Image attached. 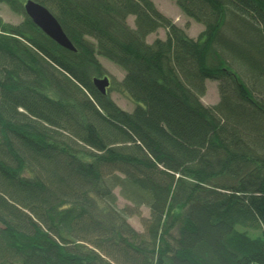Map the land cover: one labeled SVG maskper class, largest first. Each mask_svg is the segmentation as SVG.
Segmentation results:
<instances>
[{
  "label": "trees",
  "instance_id": "obj_1",
  "mask_svg": "<svg viewBox=\"0 0 264 264\" xmlns=\"http://www.w3.org/2000/svg\"><path fill=\"white\" fill-rule=\"evenodd\" d=\"M26 1L0 0L24 17L0 16V264H264V0H175L197 39L153 0H37L75 51ZM101 55L134 110L89 100ZM57 79L58 99L30 96Z\"/></svg>",
  "mask_w": 264,
  "mask_h": 264
},
{
  "label": "rangeland",
  "instance_id": "obj_2",
  "mask_svg": "<svg viewBox=\"0 0 264 264\" xmlns=\"http://www.w3.org/2000/svg\"><path fill=\"white\" fill-rule=\"evenodd\" d=\"M153 2L163 14L170 17L174 23L182 27L189 36L197 39L199 33L204 30L205 26L200 22L195 21L188 14H185L179 7V5L175 2V0H153ZM0 16L3 18V20L13 24L22 23L24 19L22 14L13 12L8 6V4L5 2H0ZM128 22L131 27H134L135 17L133 15L129 16ZM167 31L168 30L165 27L159 28L156 32H154L153 35H149L148 42H153L154 39H156L157 37L165 39ZM98 59L101 64H103V66L106 68L111 77L116 80L113 83L114 89L110 91L111 98L113 99V101L118 103L119 106L124 110H134V103L129 99L126 93L120 91V87L118 85V80L122 81L126 72L122 70V68L116 62L110 61L102 55L98 56ZM204 85L206 91L204 94L201 95V99L203 103L208 107H215L221 101V91L219 87V82L217 80L209 78L204 82ZM115 192L117 194L119 206L131 204V202H129L122 196L121 188L118 187ZM140 209L141 212L136 215H132L129 218V222L133 225L136 230L142 232L145 231L144 220H147L150 217V209L146 205H142Z\"/></svg>",
  "mask_w": 264,
  "mask_h": 264
},
{
  "label": "bare ground",
  "instance_id": "obj_3",
  "mask_svg": "<svg viewBox=\"0 0 264 264\" xmlns=\"http://www.w3.org/2000/svg\"><path fill=\"white\" fill-rule=\"evenodd\" d=\"M128 24H129V22H128ZM129 26H130V24H129ZM154 32H156V31H154ZM154 32H151L150 34H148L146 36V41L147 42H148L149 35H153ZM122 70H124V69L122 68ZM69 78L72 79L71 75H70ZM58 81H60V79L59 80L57 79V81H55V82H50L49 81L48 84H45V85L39 87V89L34 90L31 93L30 96H45L48 99H58V95L56 93V89L54 88L56 85H59L58 84ZM115 81L116 80L111 77V75L108 73L107 70L104 73H102V75H94V76H92V78L90 80L91 86H93V88L95 89V91L101 95V96L100 95L88 96L89 100L91 102H93L92 104H94V106H95L96 109L102 111L101 110V104H100V102L103 101V99H110V97H111L110 91L114 89L113 83ZM121 82L122 81H119L118 80L119 87H120V83ZM103 96H106V97H103ZM133 103H134L135 108H136V105L137 104L135 102H133ZM57 109L59 110V108H57ZM65 131L67 132V133L65 132V135L68 136L70 139H72L74 137L75 140H80V137H78L77 135H74L73 136L72 133H71V131L68 128H65ZM71 154H72V156H74V154L79 156L81 154V152H77V151L74 152V150H72Z\"/></svg>",
  "mask_w": 264,
  "mask_h": 264
},
{
  "label": "water",
  "instance_id": "obj_4",
  "mask_svg": "<svg viewBox=\"0 0 264 264\" xmlns=\"http://www.w3.org/2000/svg\"><path fill=\"white\" fill-rule=\"evenodd\" d=\"M23 11H25L31 21L54 42L59 43L67 50H76L75 45L63 30L60 21L55 17L52 11L43 4L37 0H27L24 2Z\"/></svg>",
  "mask_w": 264,
  "mask_h": 264
}]
</instances>
